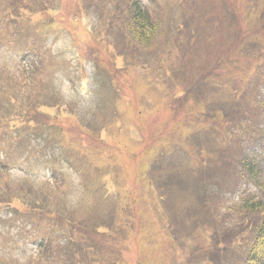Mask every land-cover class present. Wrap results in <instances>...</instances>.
Segmentation results:
<instances>
[{"label":"rangeland","instance_id":"1","mask_svg":"<svg viewBox=\"0 0 264 264\" xmlns=\"http://www.w3.org/2000/svg\"><path fill=\"white\" fill-rule=\"evenodd\" d=\"M258 93L264 0H0V264H243Z\"/></svg>","mask_w":264,"mask_h":264},{"label":"trees","instance_id":"2","mask_svg":"<svg viewBox=\"0 0 264 264\" xmlns=\"http://www.w3.org/2000/svg\"><path fill=\"white\" fill-rule=\"evenodd\" d=\"M137 5V2H136ZM135 9V8H134ZM137 13L135 16V39L139 41L140 44H145L148 41H150V34L155 35L156 30L155 27H153V24H151L150 20L147 18L146 14L138 7L136 9ZM139 31V32H138ZM260 107L264 106L263 101L259 102ZM245 161H250L249 158L246 156ZM253 169V168H251ZM252 172V170H251ZM233 175V172L231 170V177ZM241 177H243L242 174H240ZM256 173L250 174V177H253L255 179ZM246 176L249 177V175L246 174ZM251 179V178H250ZM261 179V178H260ZM259 179V180H260ZM261 188V187H260ZM8 205L13 206V204L9 203ZM244 208L247 210V212L251 213H256L257 218L256 222L259 224L253 228V236L251 238V241L249 243V252L245 256L244 263L243 264H264V203L262 202H251L247 203L244 205ZM43 214L48 218V219H55L58 220L60 219V216L57 215L56 213H53L51 211H43ZM58 227V226H57ZM50 245H43V249H48ZM53 251L55 253L61 254L62 250L57 248V247H52ZM93 249V248H92ZM98 250L96 248L95 252L98 253ZM82 251V250H81ZM81 251L79 250H70V252H66L65 249H63V253L66 254L67 259L70 262L77 261L81 258ZM59 261L62 263L63 257L59 255L57 257ZM235 262L237 260L235 259ZM234 262V263H235ZM84 264V263H80Z\"/></svg>","mask_w":264,"mask_h":264}]
</instances>
